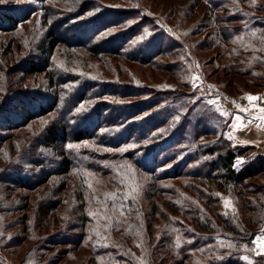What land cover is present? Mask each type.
Masks as SVG:
<instances>
[{"label": "trees", "instance_id": "16d2710c", "mask_svg": "<svg viewBox=\"0 0 264 264\" xmlns=\"http://www.w3.org/2000/svg\"><path fill=\"white\" fill-rule=\"evenodd\" d=\"M31 1L37 5L0 9V31L40 12L45 30L33 36L38 67L18 70L46 78L33 95L8 101L17 92L7 93L1 82L0 60V113L8 120L0 130L11 129L0 133V177L27 192L16 207L24 212L17 222L23 235L0 232V242H32L21 264H60L80 246L90 264H261L252 247L264 225V181H257L264 153L252 156L253 145L233 143L228 120L217 137L224 117L180 89L196 68L194 47L180 30L143 0ZM205 1L221 10L214 15L217 36L205 49H216L210 62L228 75L225 86L235 87L238 77L262 89L264 3ZM63 49L91 57L74 66L59 59ZM99 64L105 75L91 71ZM133 64L179 86L151 87L134 78ZM17 129L24 131L20 139ZM22 159L40 169L14 180L9 172ZM67 188L71 213L60 210ZM156 216L166 219L164 227H153ZM56 246L62 249L52 252Z\"/></svg>", "mask_w": 264, "mask_h": 264}, {"label": "rangeland", "instance_id": "374dc122", "mask_svg": "<svg viewBox=\"0 0 264 264\" xmlns=\"http://www.w3.org/2000/svg\"><path fill=\"white\" fill-rule=\"evenodd\" d=\"M254 1H260L264 3V0ZM28 2H31L33 5H37L36 1L31 0H0V9L5 10L6 7H15V5L18 6ZM142 2L144 3V5H148L156 12H160V10H162V15L166 16V18H169V22L174 27H177L180 30L182 38L187 40L194 47L193 50L196 54V68H193V70L191 69V72L185 74L181 78V80L183 81H185L186 79L188 80V87H181L180 89L192 95L188 97V99H202L200 105H211L217 110L218 113L221 114L222 117H224L225 121L220 122V124L218 125V129H220V131L215 134L218 137L219 134H222L221 131L223 130V128H226V121L229 119L228 117L233 110L239 109L247 112V107L245 105L240 106V104L237 102L238 99H247L248 96H254L258 98L259 96L264 95V87L262 89H258L259 84H257L256 86L247 87L243 84L242 79L238 77H234L237 86H235L236 88L226 87L225 82L228 79V75L223 72L222 69L216 68V62H210V57L213 56L216 49H214V47L209 49L205 48L208 46V43L210 44L211 41L217 36V26L216 24H213L214 15L220 14L221 10H214L213 6L205 0H143ZM1 23L3 25H6L8 24V21L2 20ZM44 30L45 26L41 25L40 12L38 11L31 13V16L27 19H22L20 23H18L16 30L0 31V60L3 64L1 68V75L4 76L2 77L1 82L6 86L7 93L8 91L9 93L10 91L17 92L14 95L13 93H11L9 95L8 101L12 100L13 102L15 101V103H17L16 99H23V97L25 96V94L24 96H21L22 93L32 94V91L42 88V84L46 82L44 73L41 71L26 74L23 71L18 70L20 69V67H22V70H26V66L33 65L36 67L39 64L37 59L34 58L40 57V54L37 51L35 43L33 42V36H35L37 32H43ZM164 38L166 42L171 40V37L169 35H165ZM201 43H205V45L202 49H199ZM197 44H199L198 47ZM65 51L66 50H64L63 54H58L61 55L62 58L59 59L62 61L70 60L72 63L71 65L74 66L81 65L82 63H84L85 58L87 59V57H91L85 52H82V55H77V53L73 55L68 52L66 53ZM30 55L33 56V59ZM28 61H30L31 63ZM100 66V64L95 66L91 71L97 75H105ZM132 70L133 74H135L134 78L147 83V85L151 87L159 88L162 85L167 84L166 81H168V84L174 85L176 87L179 86L174 83L171 78L166 80L164 74L160 73V71L155 70L150 72L148 67H141L136 64L132 65ZM124 78L131 79L128 78V75L126 74L124 75ZM5 91L4 89H2V86H0V102H2L1 100H3ZM228 97L232 101L231 103L227 102ZM6 105H8V102ZM259 111L261 112H258V115H264V103L259 108ZM4 116L5 114L0 113L1 127L7 125L8 120L6 121ZM10 131L11 129L9 128L2 129L0 130V133L4 134L6 132L9 133ZM23 133V130H15V134L19 139L22 138ZM21 140H19V142H21ZM4 145L6 146L7 143H5ZM22 145H24V143L21 144V147ZM253 146L255 147L254 150L249 151V154H251L252 156L260 152L264 153L263 147L256 145ZM17 163L18 164H16V169L13 172H9V175H11L10 177L14 180L21 179L20 177H23L24 175L29 173L28 170H33V172H36L37 169H40L39 167L30 168V165L27 164L26 159H22ZM4 165L5 163L0 161V170ZM5 175L7 176L8 174ZM1 179L2 177H0V203L6 211L0 213V232L7 233L8 238L15 235H20L21 237V235L23 234L20 231V226L17 222H19L18 217L21 216V214L24 212L22 210L16 211V207H18L19 204H25V202H22L23 204L19 202L18 204L17 201L20 200L21 195L24 196L27 192H24L21 187L17 188L15 186H12L10 183L4 182L3 179ZM94 181L95 184L97 182L96 186L104 184L103 179L95 178ZM257 181H264V174L260 175L257 178ZM68 190L69 188L63 191V195L66 199V201H63V204L65 205H62L60 209L61 211H63V213L72 212L71 207L68 206L70 205L68 200ZM29 194L31 195L30 200H32L33 202L31 203V207H33L32 205L35 202L34 197H36V195L38 194L36 192ZM36 200L39 201L38 198ZM9 205H12V207H10ZM149 206L150 205H148L147 208ZM8 208H10L9 211ZM31 210L33 209L31 208ZM38 210L40 212L42 211L40 209ZM31 219L33 222H35L34 224L36 225L40 220V216L34 214L31 216ZM153 223V227L156 229L159 227H164L166 225V219L156 216ZM257 237H264V225L256 233L252 247L253 254L260 256L261 264H264V247H262L260 243L257 242ZM31 245L32 242H30L29 240H26L21 246H7L4 245V242L2 241L0 242V259L2 258L7 260L9 264H21L20 262L22 257H24L25 252L28 250V248H30ZM61 247L62 246H56L55 248L51 247V251L54 252L57 249H62ZM61 255L62 253L60 254V257ZM89 257L90 254L82 246H80L79 248H75L74 251L67 257L64 256L60 264H90ZM34 259L35 258H31L25 264L34 263ZM0 264L3 263L0 262Z\"/></svg>", "mask_w": 264, "mask_h": 264}, {"label": "crops", "instance_id": "0c3cea01", "mask_svg": "<svg viewBox=\"0 0 264 264\" xmlns=\"http://www.w3.org/2000/svg\"><path fill=\"white\" fill-rule=\"evenodd\" d=\"M228 118L226 134L233 143L264 148V115H251L237 109Z\"/></svg>", "mask_w": 264, "mask_h": 264}, {"label": "built area", "instance_id": "2783aa9c", "mask_svg": "<svg viewBox=\"0 0 264 264\" xmlns=\"http://www.w3.org/2000/svg\"><path fill=\"white\" fill-rule=\"evenodd\" d=\"M228 99V103H231L232 101ZM237 102L240 104V106H246L247 107V112L251 113L253 115H258L257 113L261 112L259 111V108L263 105L264 103V95L259 96L258 99L253 100V101H248L247 99H238Z\"/></svg>", "mask_w": 264, "mask_h": 264}, {"label": "snow or ice", "instance_id": "6c2138e0", "mask_svg": "<svg viewBox=\"0 0 264 264\" xmlns=\"http://www.w3.org/2000/svg\"><path fill=\"white\" fill-rule=\"evenodd\" d=\"M247 99H248L249 101H253V100H256V99H258V98H257V97H254V96H248ZM69 147L71 148V147H73V145H69ZM121 151H123V149H122ZM237 163L239 164L240 162L238 161ZM226 203H227V202H226ZM257 242H259L260 245H261L262 247H264V237H257Z\"/></svg>", "mask_w": 264, "mask_h": 264}]
</instances>
